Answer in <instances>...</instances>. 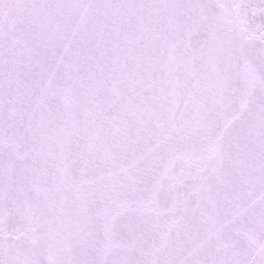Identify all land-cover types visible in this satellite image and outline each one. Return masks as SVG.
I'll use <instances>...</instances> for the list:
<instances>
[{
  "label": "snow or ice",
  "instance_id": "6c2138e0",
  "mask_svg": "<svg viewBox=\"0 0 264 264\" xmlns=\"http://www.w3.org/2000/svg\"><path fill=\"white\" fill-rule=\"evenodd\" d=\"M0 264H264V0H0Z\"/></svg>",
  "mask_w": 264,
  "mask_h": 264
}]
</instances>
